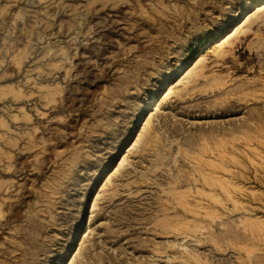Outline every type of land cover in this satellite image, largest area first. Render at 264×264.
Returning a JSON list of instances; mask_svg holds the SVG:
<instances>
[{
	"label": "rangeland",
	"instance_id": "rangeland-1",
	"mask_svg": "<svg viewBox=\"0 0 264 264\" xmlns=\"http://www.w3.org/2000/svg\"><path fill=\"white\" fill-rule=\"evenodd\" d=\"M262 4L0 0V264H264Z\"/></svg>",
	"mask_w": 264,
	"mask_h": 264
},
{
	"label": "bare ground",
	"instance_id": "bare-ground-1",
	"mask_svg": "<svg viewBox=\"0 0 264 264\" xmlns=\"http://www.w3.org/2000/svg\"><path fill=\"white\" fill-rule=\"evenodd\" d=\"M262 5L263 6H260V8L257 10V12H261V11L264 10V4H262ZM249 18L250 17H247L246 20H245V22L248 21ZM236 32H237V29L232 34L226 36L225 39L223 40V42L221 44H219L218 47H220L221 45L227 43L233 37V35ZM172 93H173V91L170 90L165 95L164 99L169 98ZM148 122H149V120L147 121L146 125L148 124ZM224 134H226V132ZM220 135H221V133L217 134L216 136H212V138H211L212 140H215L217 142L216 145H212V144H208V143L205 144V145H203V144L200 145V147H201V149H200V160L198 159L199 160V164H198L199 167L197 168V171L200 173V176L199 177L202 179L201 180L202 189L203 190L209 189L212 192V197L214 198V202H215L216 208H218L217 206L220 204V200H219L220 195L223 192L229 193L230 192L231 185H228V187L225 188L223 186V184L221 183V181L217 178V176H215V175H218V170L220 169L219 167H216V166L213 165V166H211L212 169L210 170V173H207L206 172V170H207L206 169V164L201 159L202 158H205V155L206 154L209 155V153H213L215 156L216 155H218L219 157L221 156L220 155L219 148L221 147L220 142H222V141L219 142L216 139V138H219ZM228 135H232V134L229 133ZM221 137H224V136L221 135ZM135 145L136 144H134L133 147L130 148L129 151H132V149L135 147ZM123 162H124V160L121 162V164L119 165V167H121L123 165ZM195 182L198 185L200 181L199 180H196ZM180 185H181V183H180ZM191 197H192V194L189 193V194H180L176 198L178 205H180V207L182 206L183 207V210L181 208H179V207H175L174 210H175L176 214H178V215L181 216V218H188V217H190L189 216L190 213H194L192 210H190L189 208L186 207V206L191 205V201L189 200V199H191ZM195 207H199V206L196 204ZM173 223L174 222H170L169 224L172 226ZM198 223L200 224V229L202 230V228H203V226L205 224L204 219L198 220ZM166 226H168V224ZM166 226H164V228H166ZM169 228H171V227H169ZM167 229H168V227H167ZM172 232H171V230L170 231H167L168 234H172ZM188 237L189 236H186L185 239L188 238Z\"/></svg>",
	"mask_w": 264,
	"mask_h": 264
}]
</instances>
